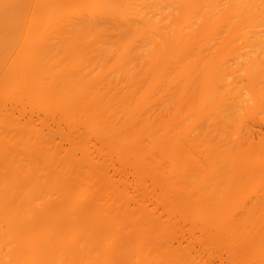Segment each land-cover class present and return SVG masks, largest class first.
Masks as SVG:
<instances>
[{
    "label": "bare ground",
    "instance_id": "6f19581e",
    "mask_svg": "<svg viewBox=\"0 0 264 264\" xmlns=\"http://www.w3.org/2000/svg\"><path fill=\"white\" fill-rule=\"evenodd\" d=\"M0 264H264V0H0Z\"/></svg>",
    "mask_w": 264,
    "mask_h": 264
}]
</instances>
